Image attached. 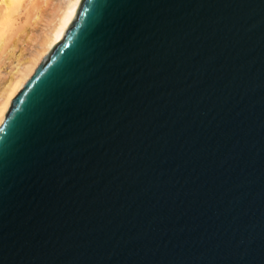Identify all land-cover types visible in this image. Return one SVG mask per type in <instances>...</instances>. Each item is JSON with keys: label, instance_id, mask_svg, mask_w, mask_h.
Segmentation results:
<instances>
[{"label": "water", "instance_id": "95a60500", "mask_svg": "<svg viewBox=\"0 0 264 264\" xmlns=\"http://www.w3.org/2000/svg\"><path fill=\"white\" fill-rule=\"evenodd\" d=\"M0 264H264V0H82L0 126Z\"/></svg>", "mask_w": 264, "mask_h": 264}, {"label": "bare ground", "instance_id": "6f19581e", "mask_svg": "<svg viewBox=\"0 0 264 264\" xmlns=\"http://www.w3.org/2000/svg\"><path fill=\"white\" fill-rule=\"evenodd\" d=\"M21 0L0 2V48L5 40L6 30L14 15L22 5ZM82 0H63L52 14L47 28L39 36L30 53L18 62L8 79L0 82V126L5 120L14 97L34 74L44 57L63 38L65 31L75 19ZM1 81V80H0Z\"/></svg>", "mask_w": 264, "mask_h": 264}, {"label": "rangeland", "instance_id": "374dc122", "mask_svg": "<svg viewBox=\"0 0 264 264\" xmlns=\"http://www.w3.org/2000/svg\"><path fill=\"white\" fill-rule=\"evenodd\" d=\"M21 1L22 5L14 13L7 27L10 29L6 30L5 40L0 48V82L8 79L16 64L23 61L34 48L55 9L63 0Z\"/></svg>", "mask_w": 264, "mask_h": 264}]
</instances>
